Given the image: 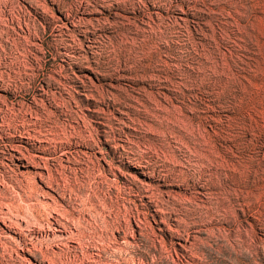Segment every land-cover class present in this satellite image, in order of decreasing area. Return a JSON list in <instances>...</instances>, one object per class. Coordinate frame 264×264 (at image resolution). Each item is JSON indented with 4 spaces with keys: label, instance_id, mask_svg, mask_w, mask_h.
I'll return each instance as SVG.
<instances>
[{
    "label": "rangeland",
    "instance_id": "obj_1",
    "mask_svg": "<svg viewBox=\"0 0 264 264\" xmlns=\"http://www.w3.org/2000/svg\"><path fill=\"white\" fill-rule=\"evenodd\" d=\"M0 264H264V0H0Z\"/></svg>",
    "mask_w": 264,
    "mask_h": 264
},
{
    "label": "bare ground",
    "instance_id": "obj_2",
    "mask_svg": "<svg viewBox=\"0 0 264 264\" xmlns=\"http://www.w3.org/2000/svg\"><path fill=\"white\" fill-rule=\"evenodd\" d=\"M10 223V222H9ZM14 224V223H13ZM11 225V224H10ZM15 225V224H14Z\"/></svg>",
    "mask_w": 264,
    "mask_h": 264
}]
</instances>
